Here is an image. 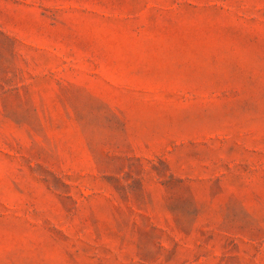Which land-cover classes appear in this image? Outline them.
<instances>
[{
	"label": "rangeland",
	"instance_id": "1",
	"mask_svg": "<svg viewBox=\"0 0 264 264\" xmlns=\"http://www.w3.org/2000/svg\"><path fill=\"white\" fill-rule=\"evenodd\" d=\"M0 264H264V0H0Z\"/></svg>",
	"mask_w": 264,
	"mask_h": 264
}]
</instances>
